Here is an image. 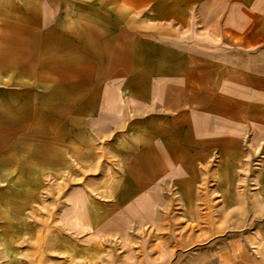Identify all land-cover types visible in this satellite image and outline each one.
I'll return each instance as SVG.
<instances>
[{
  "label": "crops",
  "instance_id": "obj_1",
  "mask_svg": "<svg viewBox=\"0 0 264 264\" xmlns=\"http://www.w3.org/2000/svg\"><path fill=\"white\" fill-rule=\"evenodd\" d=\"M34 5L21 10L35 12L34 34L0 48V160L49 151L88 162L96 140L99 153L109 146L124 177L100 193L114 209L100 231L149 216L158 185L187 190L209 170L233 186L250 155L264 168V0Z\"/></svg>",
  "mask_w": 264,
  "mask_h": 264
},
{
  "label": "rangeland",
  "instance_id": "obj_2",
  "mask_svg": "<svg viewBox=\"0 0 264 264\" xmlns=\"http://www.w3.org/2000/svg\"><path fill=\"white\" fill-rule=\"evenodd\" d=\"M34 2L0 0V35L12 38L0 37V48L34 34L35 12L21 11ZM96 141L88 162L49 151L0 160V264H264L263 154L247 158L233 186L211 182L209 170L187 190L178 180L158 185L161 200L149 216L118 217L116 230L100 231L114 211L100 193L116 181L121 188L124 173L120 154L109 146L99 153ZM183 191L193 196L185 200Z\"/></svg>",
  "mask_w": 264,
  "mask_h": 264
}]
</instances>
